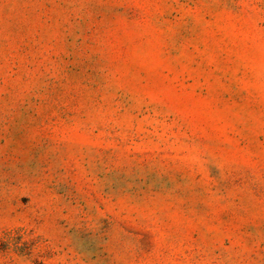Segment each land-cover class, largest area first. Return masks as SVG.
<instances>
[{"label":"rangeland","instance_id":"374dc122","mask_svg":"<svg viewBox=\"0 0 264 264\" xmlns=\"http://www.w3.org/2000/svg\"><path fill=\"white\" fill-rule=\"evenodd\" d=\"M0 264H264V0H0Z\"/></svg>","mask_w":264,"mask_h":264}]
</instances>
